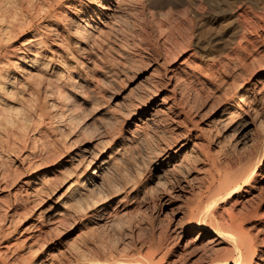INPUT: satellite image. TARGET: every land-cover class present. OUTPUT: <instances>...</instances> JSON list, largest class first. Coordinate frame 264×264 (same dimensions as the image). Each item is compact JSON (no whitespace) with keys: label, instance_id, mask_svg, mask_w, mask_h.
Wrapping results in <instances>:
<instances>
[{"label":"rangeland","instance_id":"rangeland-1","mask_svg":"<svg viewBox=\"0 0 264 264\" xmlns=\"http://www.w3.org/2000/svg\"><path fill=\"white\" fill-rule=\"evenodd\" d=\"M204 1L107 0L106 3H112L111 9L102 8L103 12L94 17L92 9L97 4L78 9L81 1L69 0L59 8V17L41 22V32L51 27L61 32L60 35L52 32L47 40L49 70L56 66V70L67 72L75 67L76 61L77 69L88 74V79L72 73L58 93L55 88L52 91L47 82L53 78V71H44L42 79L30 80L27 78L30 73L22 71L25 79L20 96L23 101L0 117V136L10 138V145L0 146V215L13 212L11 208L18 203L20 210H24V197L32 194L35 183L41 180H51V183L46 185L42 195L30 194L27 225L37 218V210L43 202H46L44 207L51 204L52 212L63 210L55 200L68 186H64V173L90 172L97 164V157L108 158L110 154L111 164L100 171L95 190L100 198L108 193L115 195V204L104 219L93 216L86 223L78 220L64 233L79 242L85 239L84 233L88 234L91 227L99 237L103 234L115 251L134 252L153 238L166 239L167 243L176 241L172 251H183L186 236L178 237L176 231H183L187 223L183 210L190 195L188 181L192 174L187 170L199 152V143L190 138L188 128L195 126L196 130L204 131L202 138L213 142L214 147L223 137L222 133L211 132L208 125L215 124L228 103L217 90L210 89L208 93L210 87L206 78L218 74L213 64L230 61L234 40L231 32L234 17L221 5L217 14L215 5L211 6L215 1ZM199 3L206 4L205 12L198 10ZM190 5L194 9L189 13ZM86 12L97 41L95 46L81 41L76 31L82 26L80 18ZM31 39V31L25 28L9 43L14 59L20 57L23 66L37 58L40 39ZM254 44L260 58L255 56L254 65L258 68L252 80V98L259 94L258 88L264 86V35L255 38ZM62 47L71 52L72 57L56 65ZM41 101L48 114L46 126L37 128L34 108ZM256 106L250 114H242L239 121L252 122L258 127L263 125L264 106L261 103ZM185 110L186 113L191 111L192 116L185 114ZM66 117L70 118L68 122L64 121ZM243 133L242 140L236 141V135H232L226 138L224 145L230 150L244 148L255 128L250 125ZM54 139L58 141L60 154L47 165H34L36 158L31 161L23 158L29 150L47 157L54 147L50 145ZM86 145H92L89 152L83 151ZM177 147L178 152H173ZM257 186L256 194L264 183ZM256 202H248L246 208L257 206ZM261 202L260 210L264 212V200ZM95 209L90 214H95ZM240 210H244L243 207ZM62 219L63 216L54 219V225L61 230L68 227L61 223ZM15 222L20 227L23 224L21 218ZM194 229L191 237L197 238L201 231L202 240L215 236L210 229L196 226ZM197 254L198 250L190 256Z\"/></svg>","mask_w":264,"mask_h":264},{"label":"bare ground","instance_id":"bare-ground-1","mask_svg":"<svg viewBox=\"0 0 264 264\" xmlns=\"http://www.w3.org/2000/svg\"><path fill=\"white\" fill-rule=\"evenodd\" d=\"M66 1L69 0H0V117L3 112L13 110L23 101V97L20 96L25 79L22 71L30 73L27 77L29 80L32 78L42 79L44 71H53V78L47 82L52 87V91L55 88L58 93L62 92L60 90L63 82L65 84L67 79L71 78L72 73L84 80L88 79V74L77 69L79 65L76 61L75 67H72L73 70L67 72L56 70V66L51 68L52 70H49L48 67L51 59L46 56L47 40L51 37L52 32H57L58 35L61 32L56 27L47 28L41 32L43 27L41 22L47 18L59 17V8ZM80 1L78 9L90 8L92 4H97L92 9L94 17H98L103 12L102 8L111 9L112 5V3H106L107 0ZM208 1L204 2L208 3ZM212 1L213 3L215 1L211 6L215 5L214 10L217 14H220L218 8L221 5V7H225L223 8L225 12L227 10L234 17L232 18L231 31L234 40L232 41L230 61L213 64L212 67L218 74L206 78L209 84L207 87H210L209 90L207 89L208 93H210V89L217 90L222 93L225 103L228 105L221 112V116L217 117L215 124L208 125L211 132L223 135L220 140H217L215 147L213 142L202 138L204 131L196 130L195 126L188 128L190 138H195L199 143V152L187 170L190 174L192 172L190 182L188 181L189 199L186 198L185 206L183 204V218L187 223L182 229L183 231H176L178 237L186 236L183 251L175 253L172 249L176 241L167 243L166 239L161 238H159L160 240L151 238L152 240L148 244L136 248L134 252L115 251L106 243L105 237H102L103 234L99 237L98 232L92 231L91 227L87 230L88 234L84 233L85 239H80L83 242L74 241L69 234L64 233L67 229L72 228L73 223L75 225L78 220L86 223L93 216L96 217L95 219H104L110 212L109 209L115 204V195L108 193L104 195V198H100L97 196L98 191L95 190L100 171L109 168L111 164L109 154L108 158L97 157V164L90 172L64 173V186H68L55 200L56 204H61L64 207L63 210L57 209L52 212L51 204L44 207L46 202H43L37 210V218L27 225L29 222L27 211L31 195H42L51 180H41L35 183L36 185L31 191L32 194L24 197V210H20L18 202L12 208L9 203V208L13 209V212L6 211L0 215V264H264V212H261L262 204H259L264 200V186L261 187L258 194L255 193L257 185L264 183V124L258 127L252 122L239 121L242 114H250L258 103L264 106V86L261 89L258 88L259 96L254 95L252 98L251 95L252 80L255 79V71L258 68L256 64L254 65L255 60L257 61L254 39L264 35V0ZM203 5L206 4L203 3ZM204 6L200 4L197 8L199 11L205 12L206 7ZM191 7L189 13L194 9L193 6ZM188 15L191 16V14ZM80 19L83 23L76 29L77 34L81 41L90 42L95 46L97 41L88 24L89 13L86 12V15ZM25 28L29 29V32L31 31V40L40 39V42L38 43L37 58L23 66L20 57L14 59L15 55L9 43ZM60 45L64 46L62 43ZM59 53L56 65H61L63 60L72 57V53L66 51L64 47ZM240 92L241 94H239ZM237 98L239 106L236 105ZM41 102H37L34 108L37 115L35 121L37 128L46 126L45 117L48 114L46 105ZM190 112L186 113L185 110V114L192 116ZM69 120V117L64 118L65 122ZM250 125L255 128V133L244 148L230 150L224 145L226 138L232 135H236L234 140H242L244 130ZM6 137L4 139L3 135L0 136L1 147L10 145L9 135ZM57 142V139L51 140L50 145H54V147L47 157L43 158L37 151L29 150L24 153L23 158L27 161L36 158L33 161L34 165H47L60 154ZM91 147L92 145H86L83 151L89 152ZM34 148L36 150V147ZM178 149V147L175 148L173 152L177 153ZM39 161L42 162L39 163ZM250 195L259 201L256 202L255 198ZM248 202H256L257 206L248 209L246 208ZM97 205L101 208L95 209ZM240 207L241 209L243 207L244 210H240ZM94 209L96 210L95 214H90ZM57 216H63L60 221L68 225L66 229L61 230L57 227L58 225H54V219ZM17 218L23 220L21 227L19 223L15 222ZM50 225L52 226L49 227ZM194 226L210 229L215 233V236L206 241L202 240L203 232L201 231L197 238L191 237L195 230ZM111 246L114 245L111 244ZM197 250L196 256H190Z\"/></svg>","mask_w":264,"mask_h":264}]
</instances>
